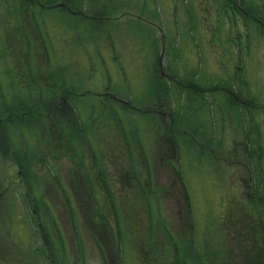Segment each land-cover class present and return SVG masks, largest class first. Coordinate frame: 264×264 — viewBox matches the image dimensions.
Here are the masks:
<instances>
[{
    "label": "rangeland",
    "instance_id": "rangeland-1",
    "mask_svg": "<svg viewBox=\"0 0 264 264\" xmlns=\"http://www.w3.org/2000/svg\"><path fill=\"white\" fill-rule=\"evenodd\" d=\"M11 1L0 0V116L16 115L21 119L18 126L28 122L41 131L35 117L52 110L56 94L59 99L68 94L82 121L106 125L105 144L110 132L118 133L115 158H128V173L137 174L138 152L145 150V167L138 170L147 177V165L154 163L153 179L159 186L157 201L148 196L146 203L134 199L136 204H127L143 213L140 227L132 215L129 220L118 218L120 238L107 235L109 244H98L83 225L79 235L57 230L65 229L69 220L61 202L50 200L57 196L55 183L60 175L34 160L29 175L34 204L29 209L39 211L43 198L50 202L44 205L46 213L41 212L39 222L48 235L53 264H74V258L76 264H234L240 257L239 243L246 245L247 238L234 229L235 206L250 207L254 202L260 212L256 213L260 218L256 246L264 251V37L250 23L231 28L232 18L214 11L216 6H208L205 0H41L49 6L41 18L34 17L41 25L36 49L40 59L43 56V69L36 60L42 71H18L9 44L22 50L27 43L34 52V39L24 23L25 8L19 10L20 18ZM62 2L69 8L50 6ZM231 30L236 37L222 44L224 33L228 36ZM217 58L233 68L225 72L226 79L223 71H214ZM3 71L8 72L5 77ZM166 74L183 82L197 74L191 83L196 88H226L227 81L252 85L258 102L256 120L249 128L248 123H240L238 113L229 119L227 110L234 109L231 96L222 102L217 92L176 88ZM63 87L70 91L58 92ZM111 93L129 104L101 96ZM156 98L175 113L174 129L169 130L167 118L159 121L144 112L153 109ZM56 116L65 119L68 113L56 112ZM157 133L172 137L174 151L169 141L160 139L156 152H151ZM208 140H212L210 154L205 150ZM91 145L97 153L103 146L100 139L91 140ZM33 151L28 149V154ZM21 153L26 156L27 148L18 152L20 158ZM252 189L258 199L247 196ZM132 191L133 196H141ZM18 205L8 197L0 200V264H50L34 221L31 227ZM126 224L132 225L134 235L127 233ZM78 237L84 252L74 257L73 238ZM251 247L249 242L247 248Z\"/></svg>",
    "mask_w": 264,
    "mask_h": 264
},
{
    "label": "flooded vegetation",
    "instance_id": "flooded-vegetation-1",
    "mask_svg": "<svg viewBox=\"0 0 264 264\" xmlns=\"http://www.w3.org/2000/svg\"><path fill=\"white\" fill-rule=\"evenodd\" d=\"M205 1L207 2L208 6H210V4L216 6V8L213 7V10H216V12H222L225 18H228V16L232 18L233 21H228L232 24L231 28H233L235 25L238 26L239 23L242 25L250 23V26H253L254 29H256L257 32L262 37H264V0ZM11 2V6L15 11L21 10L22 7L25 8L24 11L28 19H26L24 23L29 29L32 38L35 37V40L38 39V30H36L34 34L31 28H41V25L38 24L36 19L33 20V18L37 17L38 15H40L41 18L43 16L44 8H49V6L45 5L41 0H12ZM50 6L51 8L59 7L61 10L69 8L67 2L52 4ZM33 11H36V15H33ZM232 32L233 31L231 30V34L228 36H226L224 33V40L221 41L222 44H228L234 40L236 36H231ZM13 44V42L9 44L10 51L14 54V66L18 68V71H29L34 68L35 64L33 63L32 59L33 56L38 55L36 41H34V52L30 51L27 43L22 44V50L21 47L18 50L12 49V47H14ZM238 52H240V50ZM236 57L239 56L236 55L234 58L235 61H238ZM214 66V71H223L224 78L226 71H230L231 69L233 70V68L230 69L226 66L224 60L218 58L217 61L214 62ZM40 68L43 69L41 65ZM235 68L237 71H239L238 67L235 66ZM41 69L40 71H42ZM170 70L173 69L170 68ZM3 72L5 77V73L8 72ZM41 75L43 74L41 73ZM166 76L176 88L178 85H181L184 87L188 86L187 88H189L191 91H208V93L210 91L217 92V97H219L220 101L222 102L225 101L226 97L231 96L234 100V109L227 110V117H229L231 120L234 118L233 112L238 113L236 117L240 118V123H248L250 125L249 128L253 125V120H256L255 114L257 111L258 102L256 99L255 87L250 84L236 85L233 83L234 79L232 78L230 81L233 83V85L227 81L228 85H226V88H222V86L219 85L212 89L211 87L207 86L203 88H196L191 83L196 79L197 74L193 77V79H190L191 77H189L190 80L187 79L188 81L186 82L178 81L171 74H166ZM235 77L238 81L240 77L239 72L235 74ZM8 85L9 83H7L6 86ZM1 86L2 85H0V87ZM245 87L247 89H245ZM239 88L240 90L237 91ZM1 91L2 90L0 89V95ZM69 91L70 90H66L64 87L58 90V92L63 93H68ZM58 96L59 95L56 94V99H59ZM101 96L110 98L115 103H121L126 106L129 104L128 101L120 99L112 93L102 94ZM56 99L50 104L52 110L47 111V115L35 117L37 118V121H39V125H35L41 131L37 130L35 126L30 125L28 122V124L25 123L24 126H18L17 122L21 119H19L16 115L6 117L0 116V200L8 197V199L11 201H17L19 204L18 206L20 207V212H23L25 215L24 219L31 223V227L33 224L32 222L34 221L40 235L39 237H42L41 233L44 234V228L39 222L42 221L40 214L42 211L46 213L44 205L46 203L49 204L50 202L47 198L41 199L43 204L40 206V213H38V208L37 210L36 208L31 210L29 209L30 205L32 206L34 204L33 199L30 198L33 190H31L32 185L29 182V175L31 174L30 169H32L33 161L35 160L34 162H36V164H40L42 169L46 168L49 172L56 171V173L60 175L58 183H61V187L58 186V183H55L57 185V190H55L57 192V196L53 199L50 198V200L61 202L65 212L67 211L68 213L67 216L69 220L66 221L67 223L65 226L67 228L65 227V229H60L59 227L57 230L62 233H65V231L68 230L71 235H79L82 231V229L79 227L83 225V229L90 233V236L94 239L95 243L99 244L98 241H100L103 245H108L109 243L107 235H116V237H118L121 232V229L116 226V221L118 218L123 220L125 217L126 220L127 218L129 220V215H132L134 218L133 221L136 220L139 227L142 224V219H140L142 218L140 217L142 213L141 210L138 207L137 209L134 207L130 208L127 204L134 203V199L141 200L146 203V198L148 196L152 197L153 200H158L156 195L159 192V186L154 183V171H152L155 165L154 163L151 164V167L150 164L147 165V177H144V172H141L140 169L138 170L139 167L141 170H143L145 167V150L142 149V151L139 150L138 152L140 163L138 162L137 174L132 172L128 173V158L125 157V155H121V157L125 158L122 161L115 158L116 154L119 155L116 151L119 149V146L117 147L116 145L117 139H119V136L116 135L118 133L110 132L108 142L110 143L111 148L107 149L106 147L108 146V142H106V144L103 142V136L107 132L104 131L103 127L106 125L101 123V125L97 126L94 122L87 124L85 119L82 121V118L78 116L75 106L69 99L68 94L62 95L59 100ZM169 106L170 105L168 104L160 105L159 100L157 99V104L154 105L153 109H147L144 112L148 111L149 113H152L154 118L156 120L159 119V121H164L165 118H167L168 128L169 130H172L175 127L176 118L175 113H172V109ZM129 107L132 109L133 106ZM162 107L166 111H161ZM56 112L58 114H60V112H66L68 113V116L65 119H61L59 116H56ZM108 114H110V112ZM109 116L111 115H108V117ZM157 134H154L152 139L153 142L151 144V152H156L155 148L160 139L169 141L171 143V150L174 151L175 146L173 147L172 137H170V135L169 137H161L160 134H158L159 137L157 138ZM244 134V136H247L246 132H244ZM247 138L248 137H246L245 140ZM93 139H100L102 141L103 146L99 149V153L95 152L91 145V140ZM189 141L193 140L190 138ZM210 141L211 143L208 140L205 146L207 154H210L209 148H211L210 146L212 145V140ZM113 146H116L117 149L113 148ZM26 148V156L21 153L22 158H20V156L17 155L18 152L26 150ZM28 149L35 151H33L32 154H28ZM36 149H39L40 155L36 152ZM120 149L121 151L123 149L122 143ZM248 154L251 156V153L248 152ZM60 161H62L61 164L65 167V169L67 168L66 170L61 168ZM203 165L204 164H202V166ZM204 166L208 167L207 163ZM180 170L181 168H179V171ZM152 179L153 182H151ZM145 180L147 181V184L145 183ZM49 184H51L50 181H47L46 185ZM145 184L146 187L150 189V191H148L152 196L149 195L145 190ZM42 188L43 187H41V190ZM133 189H135L138 194L140 193L141 196H133ZM23 190L24 194H22ZM43 192L45 191L43 190ZM66 192H68V194ZM247 196L250 198H257L253 189L247 193ZM226 202L229 203L230 200H227ZM134 204H136V202ZM251 205L252 204H250V207H243L239 205L237 207L235 206L233 219L234 229L236 230V234L239 237L244 236L247 238L245 239L246 245L239 243L241 246H239L238 252L241 259L239 257V260L234 261V264H264V251L260 249V246L258 248L256 246V243H259L256 236L259 233L258 225L260 220V218L256 216V213L259 215L260 212L255 202L254 206ZM226 206L227 203H225L224 207ZM28 212L29 214H27ZM222 214H225L224 210ZM241 214L243 215L242 218ZM112 223L114 225H112ZM129 224H126L124 228L127 233L132 236L134 233H132V225L130 226ZM112 226L117 228H113ZM143 227L144 225H142V228ZM76 230L77 233H75ZM250 235L254 236L255 239L250 237ZM44 236L47 243H42L46 249L47 258L50 257V264H53V259L51 258L52 251L50 248L48 235L46 237V234H44ZM249 242L251 243L252 251L250 248H247ZM81 247V239L79 237L77 239L73 238L74 257L77 254V256H79V253L84 252V249ZM257 249L260 250L258 251ZM109 257L111 258V256ZM76 262V258H74V264H76Z\"/></svg>",
    "mask_w": 264,
    "mask_h": 264
},
{
    "label": "trees",
    "instance_id": "trees-1",
    "mask_svg": "<svg viewBox=\"0 0 264 264\" xmlns=\"http://www.w3.org/2000/svg\"><path fill=\"white\" fill-rule=\"evenodd\" d=\"M17 13H18V15H19V17L21 18L23 15H22V13H20L18 10H17ZM35 14V11H33V15ZM36 15V14H35ZM37 18H40V15H38L37 16ZM33 20H35V18H33ZM35 29V30H34ZM33 30L34 31H36V30H38V32H39V28L38 27H34L33 28ZM39 35V34H38ZM34 36V35H33ZM33 39H34V41H37V39L35 40V37H33ZM39 52H38V55H35V56H33V58H34V64H35V67L33 68V71H40V69H38L37 67H36V60H38V65H43V63H44V60H43V56H42V59H40L39 57ZM36 57H37V59H36Z\"/></svg>",
    "mask_w": 264,
    "mask_h": 264
},
{
    "label": "water",
    "instance_id": "water-1",
    "mask_svg": "<svg viewBox=\"0 0 264 264\" xmlns=\"http://www.w3.org/2000/svg\"><path fill=\"white\" fill-rule=\"evenodd\" d=\"M42 239H43V242L46 243V239L43 234H42Z\"/></svg>",
    "mask_w": 264,
    "mask_h": 264
}]
</instances>
